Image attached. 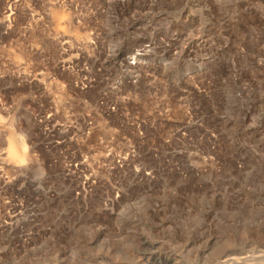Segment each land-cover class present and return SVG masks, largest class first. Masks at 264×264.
I'll list each match as a JSON object with an SVG mask.
<instances>
[{
  "label": "rangeland",
  "instance_id": "obj_1",
  "mask_svg": "<svg viewBox=\"0 0 264 264\" xmlns=\"http://www.w3.org/2000/svg\"><path fill=\"white\" fill-rule=\"evenodd\" d=\"M0 264H264V0H0Z\"/></svg>",
  "mask_w": 264,
  "mask_h": 264
},
{
  "label": "bare ground",
  "instance_id": "obj_2",
  "mask_svg": "<svg viewBox=\"0 0 264 264\" xmlns=\"http://www.w3.org/2000/svg\"><path fill=\"white\" fill-rule=\"evenodd\" d=\"M57 13L58 15L55 17L54 22L56 23L57 26L60 27L59 29L61 30L62 29L61 25L62 24L64 25V22H66L67 20L65 16L67 14L64 15L63 12L62 13L56 12V14ZM53 15H55V13ZM57 26L56 28H58ZM67 29L68 28L66 27V30ZM62 31H64V28ZM5 143H6V147L4 150V154H5V161L8 162V164L10 163V165L13 164L23 165L25 161H28L27 158L29 157L28 154L29 151L27 150V146L25 144L24 138L21 135L15 134V132L10 131L5 137Z\"/></svg>",
  "mask_w": 264,
  "mask_h": 264
}]
</instances>
